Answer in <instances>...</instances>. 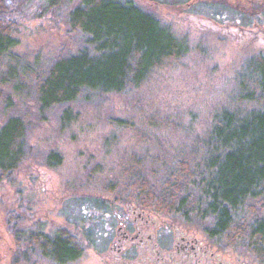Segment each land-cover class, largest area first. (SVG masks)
<instances>
[{
	"label": "rangeland",
	"instance_id": "1",
	"mask_svg": "<svg viewBox=\"0 0 264 264\" xmlns=\"http://www.w3.org/2000/svg\"><path fill=\"white\" fill-rule=\"evenodd\" d=\"M44 1L3 0L0 9L18 28L15 51L28 59L40 54L42 62L85 44L80 31L65 26L61 10L44 12ZM137 1L185 43L174 63L153 70L137 89L83 92L43 113L31 97L13 95L15 103L6 110L0 101V123L19 114L28 125L22 161L0 177V264H56L40 254L33 240L26 253L22 250L30 231L58 228L69 230L82 250L65 264H129L112 245L128 205L146 211L142 215L151 220L159 243L171 237L167 250L174 251L175 239L186 235L206 245L209 264H258L244 246L210 240L203 231L206 220L156 213L127 201L116 188L127 186L124 157L140 155L149 178H162L175 152L201 147L217 111L264 103L241 100L237 93L246 59L264 50V0ZM66 108L71 113L67 122L61 118ZM52 151L60 154L54 165L47 162ZM254 208L264 210V196ZM127 218L140 219L132 208Z\"/></svg>",
	"mask_w": 264,
	"mask_h": 264
},
{
	"label": "trees",
	"instance_id": "2",
	"mask_svg": "<svg viewBox=\"0 0 264 264\" xmlns=\"http://www.w3.org/2000/svg\"><path fill=\"white\" fill-rule=\"evenodd\" d=\"M50 10H61L65 26L80 31L85 44L49 61L42 62L40 54L28 59L15 51L14 21L0 15V101L5 110L13 107L15 97H31L43 113L83 92L137 89L153 70L171 65L186 49L170 26L137 0H45L44 12ZM237 93L241 100H264V50L246 59ZM70 115L66 108L61 118L67 122ZM27 126L19 114L0 123V177L22 161ZM200 146L175 152L168 174L154 181L144 158L124 157L121 168L128 182L116 189L127 201L156 213L206 220L203 231L210 240L242 245L264 264V210L254 208L264 196V103L244 111H217ZM59 161L60 154L48 153V163ZM26 239L23 253L33 240L41 255L58 264L82 251L66 228L30 231Z\"/></svg>",
	"mask_w": 264,
	"mask_h": 264
},
{
	"label": "flooded vegetation",
	"instance_id": "3",
	"mask_svg": "<svg viewBox=\"0 0 264 264\" xmlns=\"http://www.w3.org/2000/svg\"><path fill=\"white\" fill-rule=\"evenodd\" d=\"M127 208L122 218L118 219L117 229L120 236L112 242V245H116L117 256L122 261L129 264H209L206 245H200L197 240H193L186 235H179L180 239H175L173 243L174 251L172 249L167 250L166 248L170 247L172 243L171 237L164 238V242L159 243L160 236L155 233L157 230L155 231L154 225L150 224L151 220L144 218V215H142L146 211L136 208L134 205H128ZM131 208L136 211L140 219H134L133 221L127 218ZM152 222L154 223L153 220ZM74 239L78 242L77 246L80 248V241L75 236ZM122 239L124 241L135 239L136 241L135 244H126L122 242ZM165 251L169 252L168 256L164 254ZM121 254H124L123 258ZM68 262L70 261L66 263Z\"/></svg>",
	"mask_w": 264,
	"mask_h": 264
}]
</instances>
